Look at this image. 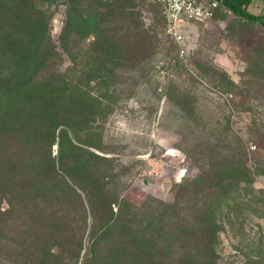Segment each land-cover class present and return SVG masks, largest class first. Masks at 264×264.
Returning <instances> with one entry per match:
<instances>
[{
	"label": "trees",
	"instance_id": "obj_1",
	"mask_svg": "<svg viewBox=\"0 0 264 264\" xmlns=\"http://www.w3.org/2000/svg\"><path fill=\"white\" fill-rule=\"evenodd\" d=\"M60 1L68 11L58 43L45 22L52 16L47 19L39 3ZM107 1L0 0V39L10 60L0 74V264H222V234L237 240L240 257V263L226 264H264V189L254 187L264 171L249 166L227 116L193 120L199 134L186 153L198 173L175 185L171 203L149 197L133 204L109 184L113 160L89 150L84 152L93 157L78 158V145L103 149L102 124L149 71L140 53L129 74L120 72L121 32L141 42L149 36L135 20L130 25L112 20L117 12L100 7ZM251 3L221 0L215 18L225 11L264 30V15L249 12ZM22 23L44 40L24 42ZM91 38V46L102 45L103 52L90 47L81 57L76 50L73 66L62 72L58 48L70 54ZM259 66L249 70L245 98ZM169 67L179 70L177 63ZM197 67L235 85L218 70ZM57 137L61 153L75 156L72 163L65 158L57 164L52 156ZM255 137L264 149L258 131ZM45 148L46 157L37 158L35 152ZM68 168L87 186H71Z\"/></svg>",
	"mask_w": 264,
	"mask_h": 264
},
{
	"label": "rangeland",
	"instance_id": "obj_2",
	"mask_svg": "<svg viewBox=\"0 0 264 264\" xmlns=\"http://www.w3.org/2000/svg\"><path fill=\"white\" fill-rule=\"evenodd\" d=\"M39 5L46 11L47 19L52 16L45 22L49 24L53 40L59 43L68 6L64 1L53 5L40 2ZM100 7L103 11L117 12V17L112 19L117 24L126 21L125 24L130 25L135 20L149 36L143 37L141 42L132 38V32H121L116 54L124 63L120 72L129 74L133 70L130 64L140 53L143 60H149V71L131 94L124 95V101L102 124L103 149L78 145L74 150L78 158L82 159L84 154L93 157L84 152L89 150L93 155L113 160L109 184L117 195L133 204L141 205L149 197L171 203L175 198V185L198 173V166L186 153L199 134L193 120L201 118L215 122L225 115L233 137L240 138L246 148L249 166L263 172L264 149L256 141L255 131L264 138V30L255 23L242 22L231 13L221 11L209 22L182 20L180 31L186 40L178 43L169 35L162 8L157 3L110 0L100 3ZM26 26L28 23H22L24 42L44 40L42 35L29 31ZM91 42L93 38L82 40L77 43V49L68 50L70 54L59 47L64 58L61 71L73 66L71 55L74 56L76 50H81V57L87 56L90 47L103 52L102 45L93 47ZM182 48L189 54L183 56ZM9 62L8 48L6 50L4 40L0 39V74L7 72ZM170 62L177 63L179 70L170 68ZM257 64L261 65V70L255 72L253 80L256 83L250 85V96L245 98L244 90L251 80L249 70ZM197 65L222 72L235 85L222 84L212 73L199 70ZM231 94L233 96L229 97ZM59 142L57 137L56 144L51 147L55 161L58 164L67 158L72 163L75 156L65 149L61 153ZM47 154L46 148L35 152L37 158H45ZM66 175L71 186L86 185L75 168H68ZM254 187L264 189V175L256 176ZM221 242L222 264L240 263L234 248L237 240L222 234Z\"/></svg>",
	"mask_w": 264,
	"mask_h": 264
},
{
	"label": "built area",
	"instance_id": "obj_3",
	"mask_svg": "<svg viewBox=\"0 0 264 264\" xmlns=\"http://www.w3.org/2000/svg\"><path fill=\"white\" fill-rule=\"evenodd\" d=\"M107 1V0H103ZM155 2L162 8L168 26V33L178 43L186 40L180 31L182 20L194 22H209L213 20L221 8V0H145ZM181 54L188 55L189 51L182 48ZM232 97V95H229Z\"/></svg>",
	"mask_w": 264,
	"mask_h": 264
},
{
	"label": "crops",
	"instance_id": "obj_4",
	"mask_svg": "<svg viewBox=\"0 0 264 264\" xmlns=\"http://www.w3.org/2000/svg\"><path fill=\"white\" fill-rule=\"evenodd\" d=\"M249 12L255 15H264V0H252Z\"/></svg>",
	"mask_w": 264,
	"mask_h": 264
}]
</instances>
